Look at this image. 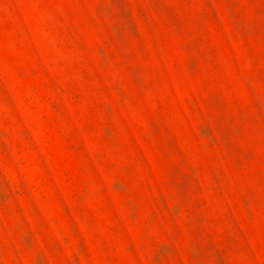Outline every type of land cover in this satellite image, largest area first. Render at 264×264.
Masks as SVG:
<instances>
[{
	"label": "rangeland",
	"instance_id": "1",
	"mask_svg": "<svg viewBox=\"0 0 264 264\" xmlns=\"http://www.w3.org/2000/svg\"><path fill=\"white\" fill-rule=\"evenodd\" d=\"M0 264H264V0H0Z\"/></svg>",
	"mask_w": 264,
	"mask_h": 264
}]
</instances>
